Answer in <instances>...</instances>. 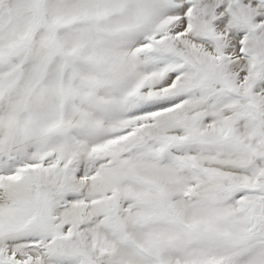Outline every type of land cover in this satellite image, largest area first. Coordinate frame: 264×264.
<instances>
[{"label":"snow or ice","instance_id":"6c2138e0","mask_svg":"<svg viewBox=\"0 0 264 264\" xmlns=\"http://www.w3.org/2000/svg\"><path fill=\"white\" fill-rule=\"evenodd\" d=\"M0 264H264V0H0Z\"/></svg>","mask_w":264,"mask_h":264}]
</instances>
